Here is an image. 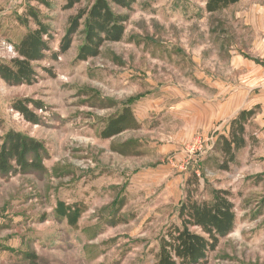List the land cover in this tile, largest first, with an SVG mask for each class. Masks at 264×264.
<instances>
[{"label":"rangeland","instance_id":"374dc122","mask_svg":"<svg viewBox=\"0 0 264 264\" xmlns=\"http://www.w3.org/2000/svg\"><path fill=\"white\" fill-rule=\"evenodd\" d=\"M205 2L113 6L128 17L122 40L83 62L75 60L80 36L66 53L51 54L84 3L40 7L53 41L33 64L36 82L12 86L0 78V144L14 131L43 149L40 169L0 173V264H154L157 240L176 221L194 174L203 197L224 190L234 206V228L207 264H264V128L249 129L255 135L224 171L220 124L204 126L221 86L254 75L264 84V57H253L255 34L235 19V8L208 14ZM25 6L0 0V64L16 57ZM246 88L249 97L261 92ZM17 99L41 104L28 106L38 123L11 108ZM125 109L130 118L121 132L102 138ZM252 109L255 119L261 109Z\"/></svg>","mask_w":264,"mask_h":264},{"label":"trees","instance_id":"16d2710c","mask_svg":"<svg viewBox=\"0 0 264 264\" xmlns=\"http://www.w3.org/2000/svg\"><path fill=\"white\" fill-rule=\"evenodd\" d=\"M53 0H25L26 6L18 18L19 24L27 30L15 46L16 57L9 65L0 64V78L8 85L30 86L37 80L33 64L44 60L50 53L53 41L49 26L43 21L40 7L51 10ZM136 0H65L64 10L77 9L68 20L65 34L61 38L58 51L52 53L55 59L66 53L75 36L82 38L75 60L87 61L98 57L106 42H119L128 21L113 6L130 10ZM240 0H206L204 12L215 14L235 5ZM31 26H33L31 28ZM50 56V57H51ZM28 106L41 109L38 102L17 99L12 109L26 122L36 124L38 116ZM255 111H240L229 123L227 136H220L219 150L223 155L221 170L228 171L235 162L238 151L246 146L245 126ZM130 118L129 110L108 123L101 133L104 139L121 132V127ZM42 145L18 132H8L0 144V173L3 175L26 173L40 169ZM193 175V174H192ZM200 183L196 175L185 183L184 199L179 203L176 221L167 226L157 240L154 264H207L208 257L218 248L221 239L228 236L235 223L234 206L230 194L224 190L211 192L203 197L199 191Z\"/></svg>","mask_w":264,"mask_h":264},{"label":"crops","instance_id":"0c3cea01","mask_svg":"<svg viewBox=\"0 0 264 264\" xmlns=\"http://www.w3.org/2000/svg\"><path fill=\"white\" fill-rule=\"evenodd\" d=\"M229 8H235V19L249 26L253 34H255L253 57L256 59L264 57V0H240ZM240 65L245 64L242 62ZM257 71L260 72V69ZM260 81L261 78L258 75H254L253 78L248 80L247 84L240 78L234 86H221L222 92L224 91L225 93L218 103L211 104L206 108L208 112L204 126L209 128L213 123H219L220 132L218 135L227 136L230 121L240 111L251 110L258 105L261 113L255 119V116L251 118L245 126V140L247 143L249 137L255 135L254 132H249V135L247 133L253 125H259L260 129L264 128V84H261ZM262 81H264V75ZM246 87H260L261 92L256 96L249 97L247 92L245 93V90H248ZM256 133L258 134V132Z\"/></svg>","mask_w":264,"mask_h":264}]
</instances>
